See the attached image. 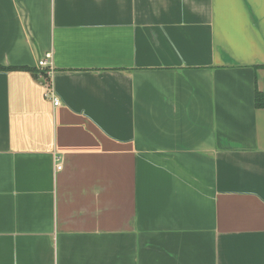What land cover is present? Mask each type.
Segmentation results:
<instances>
[{"label": "crops", "instance_id": "0c3cea01", "mask_svg": "<svg viewBox=\"0 0 264 264\" xmlns=\"http://www.w3.org/2000/svg\"><path fill=\"white\" fill-rule=\"evenodd\" d=\"M0 67V264H264V0H0Z\"/></svg>", "mask_w": 264, "mask_h": 264}, {"label": "built area", "instance_id": "2783aa9c", "mask_svg": "<svg viewBox=\"0 0 264 264\" xmlns=\"http://www.w3.org/2000/svg\"><path fill=\"white\" fill-rule=\"evenodd\" d=\"M49 58H50V54H46L45 57L40 58L37 61V66L41 69H44V70L46 69L47 74L51 73L53 69L52 63L50 62ZM46 96H48L51 99L54 106H58L60 104L59 98L54 94L51 87L47 88ZM56 168L57 169L61 168V163L58 158L56 161Z\"/></svg>", "mask_w": 264, "mask_h": 264}, {"label": "trees", "instance_id": "16d2710c", "mask_svg": "<svg viewBox=\"0 0 264 264\" xmlns=\"http://www.w3.org/2000/svg\"><path fill=\"white\" fill-rule=\"evenodd\" d=\"M4 69V70H10V69H14V68H11V67H0V69ZM22 68V67H21ZM24 69L28 70V68H25ZM43 74H45V71H43ZM255 105L256 107H264V96L263 94L260 92V91H256V94H255Z\"/></svg>", "mask_w": 264, "mask_h": 264}]
</instances>
